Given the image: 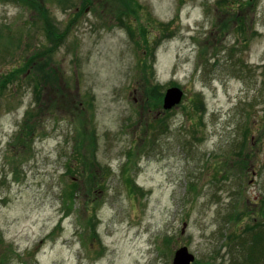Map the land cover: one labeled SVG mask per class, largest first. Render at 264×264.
Here are the masks:
<instances>
[{"label": "rangeland", "instance_id": "obj_1", "mask_svg": "<svg viewBox=\"0 0 264 264\" xmlns=\"http://www.w3.org/2000/svg\"><path fill=\"white\" fill-rule=\"evenodd\" d=\"M38 1L60 31L82 8ZM91 1L39 105L28 69L0 91V264H172L183 246L232 264L264 225V0ZM37 16L0 0V80L50 45ZM170 87L183 97L165 111Z\"/></svg>", "mask_w": 264, "mask_h": 264}, {"label": "trees", "instance_id": "obj_2", "mask_svg": "<svg viewBox=\"0 0 264 264\" xmlns=\"http://www.w3.org/2000/svg\"><path fill=\"white\" fill-rule=\"evenodd\" d=\"M16 1L23 4L24 6H26L29 9H33V10L37 11V14H38L37 18H39L41 20L42 28L44 30V34H45L47 41L49 42L50 45H48L47 48L44 49L43 51H40V52L38 51L36 53H32L24 61L25 64L22 68L14 67L12 69V71L10 72V74L4 73L1 76V80H0V91L5 89V87L9 85L8 84L9 81L11 79H13L16 74L22 73L25 69H28V70H30V72H29V74H27V76H28L27 81L30 80L34 84L35 88L33 87L32 95L35 98L36 104L39 105L43 87L45 85L49 84L50 82H54V83L58 82L56 73H54L53 70H51V66L49 65V63L51 61L49 56L52 55V53L54 52V50L57 48L58 45L60 46L64 42L66 34L69 31L68 30L69 25L71 26L72 23L76 22V20L78 19V15L81 12V10L84 11L85 7L88 5H91L92 1L91 0H82V8H80L79 12H76L75 17L71 18L70 24L67 26V29L64 31H60L57 29L56 25H54L53 20L50 17L48 9L45 8L42 4H40V2L38 0H16ZM226 1L227 0H222L221 2H226ZM129 4L130 3L125 4L124 6L129 8ZM130 9H129V11L131 13H133L134 12L133 10H135V9H132V6L130 7ZM239 21L241 22L242 20H239ZM236 23H238V22H236ZM238 26H239V23H238ZM14 40H16V44H19L20 38H16ZM14 40H12V41H14ZM2 49H5V48L2 47ZM5 50L0 49V57L2 56L3 58H5V54L7 53ZM143 69L144 70L149 69V67H147L146 63L143 64ZM142 87H143L144 98L146 100L145 106L148 109H150L152 107H154V108L157 107L158 103H159L158 99L156 97L155 98L152 97L148 93V89L145 88L146 86H142ZM144 88H145V91H144ZM151 90H152V92H154L157 89L156 90L151 89ZM155 104H156V106H155ZM199 108H200V105L197 106L198 111H199ZM35 113H38L37 110H35L34 108H29L24 114L25 122H24V125H23L21 130H23L25 132V134L27 133L26 127L31 126V125H28L27 119H29L31 117L33 118L35 116ZM161 127L163 128V126H161ZM158 129L161 130L160 127ZM245 134L246 133L244 132V135ZM22 135L23 134L20 133L19 138L22 139L23 136H24V138H27V136H25V135L22 136ZM244 145H245V142L241 146H244ZM75 149H76V154L79 153V150L77 148H75ZM240 151H241V149H239L238 153H236V154L240 155ZM75 156H77V155H75ZM78 156L81 157L80 154ZM83 160L85 161L86 164L88 163L86 158H83ZM68 161H66V163ZM128 161H129V153H128ZM241 163H245V162L241 161ZM126 166L128 167L129 164L126 163L125 166L122 168L123 174L127 173V170H126L127 167ZM68 171H69V169H68ZM86 175H88L89 182L91 184H94L95 183V172L92 170V168L87 167ZM125 186L127 188L128 193H132L131 190L134 189V187L131 184V182L127 181L125 183ZM75 188H76V186L73 184L72 187L70 188V190L65 192V195L69 200V206H70V203L72 201L73 196L76 194V193H74ZM260 210H263V208ZM245 212H246L245 216L251 217V212H249V211H245ZM260 214L262 215L263 213H260ZM252 220H254V219H252ZM256 228H258V230L253 231L252 226H248L247 227L248 230H246V231L244 230L245 234H248L249 232H251L249 234L250 235V241L247 238L243 239L241 237L240 238L238 237L240 241H239V245H237V246L240 247L239 250L243 254V257L241 258L240 261H236L233 264H264V225H263V228H259V227H256ZM247 242H249V244H247Z\"/></svg>", "mask_w": 264, "mask_h": 264}, {"label": "water", "instance_id": "obj_3", "mask_svg": "<svg viewBox=\"0 0 264 264\" xmlns=\"http://www.w3.org/2000/svg\"><path fill=\"white\" fill-rule=\"evenodd\" d=\"M181 91L178 88H169L163 98V108L168 109L177 104L181 98ZM194 257L188 252L186 247L179 248L173 258V264H190Z\"/></svg>", "mask_w": 264, "mask_h": 264}]
</instances>
